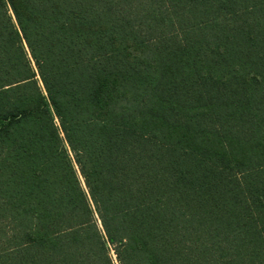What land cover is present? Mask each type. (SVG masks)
I'll return each instance as SVG.
<instances>
[{
	"label": "trees",
	"instance_id": "16d2710c",
	"mask_svg": "<svg viewBox=\"0 0 264 264\" xmlns=\"http://www.w3.org/2000/svg\"><path fill=\"white\" fill-rule=\"evenodd\" d=\"M0 264H264V0H0Z\"/></svg>",
	"mask_w": 264,
	"mask_h": 264
}]
</instances>
